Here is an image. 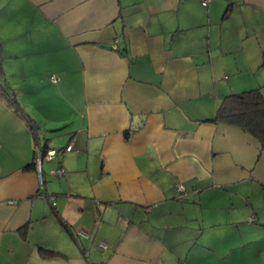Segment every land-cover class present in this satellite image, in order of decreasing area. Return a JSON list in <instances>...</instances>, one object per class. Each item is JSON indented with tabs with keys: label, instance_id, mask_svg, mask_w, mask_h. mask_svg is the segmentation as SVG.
Masks as SVG:
<instances>
[{
	"label": "crops",
	"instance_id": "0c3cea01",
	"mask_svg": "<svg viewBox=\"0 0 264 264\" xmlns=\"http://www.w3.org/2000/svg\"><path fill=\"white\" fill-rule=\"evenodd\" d=\"M0 44L24 109L73 123L39 128L72 145L40 186L0 98V264H264V152L211 121L225 95L264 94V0H0Z\"/></svg>",
	"mask_w": 264,
	"mask_h": 264
},
{
	"label": "trees",
	"instance_id": "16d2710c",
	"mask_svg": "<svg viewBox=\"0 0 264 264\" xmlns=\"http://www.w3.org/2000/svg\"><path fill=\"white\" fill-rule=\"evenodd\" d=\"M2 47L0 44V79L4 77L2 68ZM0 98L6 105L28 126L32 134L33 147L32 156L28 163L22 166L23 169H36V158L40 157L43 161L44 155L48 152V144L39 142V125L33 116L19 103L13 89L7 82H0ZM211 121L228 126L237 127L252 135L259 143L260 151L264 152V94L260 87L231 93L225 95L219 103ZM129 132H125L128 137ZM64 147V146H63ZM59 147L55 151H61L64 148ZM43 176V174H42ZM44 181V178H43ZM42 190H38L41 194ZM22 236H25V226L20 230ZM77 237V236H76ZM39 252L43 257H50L58 254L57 251L39 247Z\"/></svg>",
	"mask_w": 264,
	"mask_h": 264
},
{
	"label": "rangeland",
	"instance_id": "374dc122",
	"mask_svg": "<svg viewBox=\"0 0 264 264\" xmlns=\"http://www.w3.org/2000/svg\"><path fill=\"white\" fill-rule=\"evenodd\" d=\"M15 77H16V75H15ZM8 80H11V85L13 86V90H14V92L16 93V94H18L19 92L21 93V91H22V89H20V86L22 85V82L21 81H13V79H8ZM35 80H32V81H30V80H28V82H26V83H29V86L30 85H32L33 84V82H34ZM36 82V81H35ZM26 85V84H25ZM25 90V89H24ZM24 92V91H23ZM55 105V104H54ZM60 111V112H59ZM59 111H53L52 113L53 114H65L66 113V109H65V107L64 106H61L60 108H59ZM40 113L41 114H43L45 117H48L49 116V114H48V111H46L45 109L44 110H40ZM39 121V120H38ZM37 120H36V122L38 123V124H40V122H38ZM61 124H57V122H54V124H52L51 122L50 123H46V126H43V125H45V124H40L39 125V128H40V130H41V132L42 133H45V136H51L52 135V138L53 137H55V136H58V134H59V132H61L62 130H65L66 128H70L72 125L71 124H73L72 122H70V124L69 123H66V122H63V121H61L60 122ZM59 127H61V129L59 128ZM54 128H58V129H56V130H54ZM153 230V229H152ZM159 230H165V229H159Z\"/></svg>",
	"mask_w": 264,
	"mask_h": 264
},
{
	"label": "built area",
	"instance_id": "2783aa9c",
	"mask_svg": "<svg viewBox=\"0 0 264 264\" xmlns=\"http://www.w3.org/2000/svg\"><path fill=\"white\" fill-rule=\"evenodd\" d=\"M210 2H211V0H199V4H200V6H202V7H204V8H208ZM52 79L55 80L56 78L53 77ZM65 149H66V150H70V149H72V145H71V144H68V145L65 147ZM60 152H61V151H59V150H57V151H55V150H50V151H48V152L46 153L45 157H46L47 159H50V158H52L55 154H58V153H60ZM35 162H36V166H35L36 169H35V171H36V174H37V177H38V182H39L40 186H42V184H43V176H42V159H41L40 157H38V158H36V161H35ZM56 172H57V174H61V173H63V169L58 168V169L56 170ZM177 188H178V190H183V186H182L181 184H178ZM76 235H77L78 237H88V236H89V233H88L87 231H85V230L80 229V230H78V231L76 232ZM99 245H100L101 247H105V246H106L105 242H103V241H102V242H99Z\"/></svg>",
	"mask_w": 264,
	"mask_h": 264
}]
</instances>
